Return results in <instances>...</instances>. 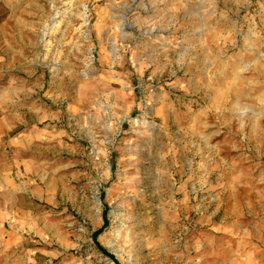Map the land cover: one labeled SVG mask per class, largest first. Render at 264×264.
<instances>
[{
  "label": "rangeland",
  "instance_id": "rangeland-1",
  "mask_svg": "<svg viewBox=\"0 0 264 264\" xmlns=\"http://www.w3.org/2000/svg\"><path fill=\"white\" fill-rule=\"evenodd\" d=\"M213 2L40 0L35 36L24 37L39 44V63L23 75L41 106L35 182L52 197L25 196L24 204L33 203L42 227H51L24 235V264H203L185 241L198 211H182L179 190L189 165L177 147L175 115L183 104H204L188 88L195 52L241 43L240 30L218 29L224 20H213V33L203 20L200 33L198 8L203 16L218 8ZM232 21L241 27V19ZM260 49L264 54V21ZM199 189L187 204H211Z\"/></svg>",
  "mask_w": 264,
  "mask_h": 264
},
{
  "label": "crops",
  "instance_id": "crops-1",
  "mask_svg": "<svg viewBox=\"0 0 264 264\" xmlns=\"http://www.w3.org/2000/svg\"><path fill=\"white\" fill-rule=\"evenodd\" d=\"M213 3L218 8L203 16L198 8L200 33L203 20L210 21L209 33L217 32L212 31L213 20L217 26L224 20L218 28L221 33L240 30L242 38L235 48L209 45V49L202 46L198 56L195 52L188 88L204 104L198 108L183 104L176 110L177 147L183 151L184 167L189 165L179 190L182 211H198L185 241L202 255L203 264H240L239 257L264 264V54L260 49L264 0ZM39 10L40 0H0V264H24L26 251L20 247L24 235H39L41 228L49 233L51 227L49 222L42 227L44 219L33 203L24 204L25 196L52 197L35 182L42 159L40 142L33 138L40 136L41 106L26 92L29 75H23H33L39 63V44H26L24 39L35 36L31 25L35 28L34 19L39 21ZM238 18L241 27L236 30L232 20ZM102 107L106 116L108 110ZM103 164L109 172V163ZM201 186L211 204H187L190 198L195 201ZM44 187L50 184L45 182ZM103 222L94 230L99 231ZM178 226L185 229V221ZM65 237L62 242L67 244Z\"/></svg>",
  "mask_w": 264,
  "mask_h": 264
}]
</instances>
